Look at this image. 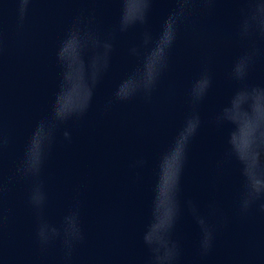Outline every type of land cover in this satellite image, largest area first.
Returning <instances> with one entry per match:
<instances>
[{
    "label": "water",
    "instance_id": "95a60500",
    "mask_svg": "<svg viewBox=\"0 0 264 264\" xmlns=\"http://www.w3.org/2000/svg\"><path fill=\"white\" fill-rule=\"evenodd\" d=\"M0 264H264V0H0Z\"/></svg>",
    "mask_w": 264,
    "mask_h": 264
}]
</instances>
